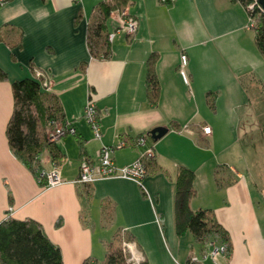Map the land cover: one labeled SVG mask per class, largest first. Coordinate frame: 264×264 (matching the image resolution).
Instances as JSON below:
<instances>
[{"label":"crops","instance_id":"0c3cea01","mask_svg":"<svg viewBox=\"0 0 264 264\" xmlns=\"http://www.w3.org/2000/svg\"><path fill=\"white\" fill-rule=\"evenodd\" d=\"M100 1L9 0L0 6V67L8 75L0 82V223L8 215L36 220L62 251L64 264H83L89 257L104 261L107 246L120 243L125 233L148 264H184L189 255L202 257L210 249L207 243L200 250L189 232L176 234L175 178L187 168L196 178L190 208L214 210L232 245L230 255L202 264H264V209L239 153L250 118L264 117L258 97L264 92V57L248 27L247 9L234 0H131L121 12L112 11L107 37L123 11L135 16L139 27L133 36L117 33L104 57L103 51L93 56L88 46ZM152 55L160 84L157 105L148 102L146 91ZM181 55L187 57L184 69ZM35 71L47 77L65 120L77 121L75 133L58 144L65 155L56 165L64 184L53 188L39 184L6 138L14 109L11 84L36 79ZM88 101L98 110L100 140L82 119ZM161 126L168 128L161 139L149 137L155 159L143 188L122 178L86 188L73 183L83 160L98 163L102 146L114 148L117 168L135 162L136 139ZM205 126L210 135L202 132ZM41 162L47 170L55 165L48 151ZM227 176L237 179L218 187L217 180Z\"/></svg>","mask_w":264,"mask_h":264},{"label":"trees","instance_id":"16d2710c","mask_svg":"<svg viewBox=\"0 0 264 264\" xmlns=\"http://www.w3.org/2000/svg\"><path fill=\"white\" fill-rule=\"evenodd\" d=\"M9 0H6L7 3ZM45 1V0H42ZM131 0H104L96 6L97 17L90 24L88 30V46L93 56L108 57L110 55L109 37H107V20L112 11L121 7H127ZM242 4L244 8L254 0H234ZM4 5V4H3ZM2 6V5H0ZM255 20L251 27L255 32V42L260 53L264 57V12L255 7L249 12ZM4 35L0 33V42L4 41ZM23 34H19L16 46L21 45ZM156 55L148 60V72L146 76V91L148 102L152 105L158 104L159 80L155 71ZM8 79L4 69L0 67V82ZM14 97L13 112L6 126V138L9 149L13 155L20 160L29 170L35 174L38 181L42 178L45 169L41 159L48 151L53 164L60 166L64 160V153L55 141H50L48 134L56 123H63V108L59 99L46 91L40 81L35 78L15 80L11 84ZM212 103L210 102V105ZM264 138V124L260 127ZM81 157H85V149L81 148ZM175 182V223L176 234L181 238L186 233H191L195 244L200 250H204L208 243L227 244L226 255H230L231 243L229 232L217 221L214 210L190 208V199L196 195L195 173L187 168H181L176 176ZM236 176H227L217 180L218 187L229 186L236 181ZM41 182V183H40ZM39 184L43 185L44 180ZM88 187V186H86ZM85 187V188H86ZM125 235V236H124ZM132 241L125 233L121 235ZM121 242H111L107 246L104 261L93 257L85 259L83 264H128V258ZM184 264L191 263V255ZM0 264H64L62 251L51 240H49L45 229L34 219L17 220L10 215L0 223ZM142 264H148L145 260Z\"/></svg>","mask_w":264,"mask_h":264},{"label":"built area","instance_id":"2783aa9c","mask_svg":"<svg viewBox=\"0 0 264 264\" xmlns=\"http://www.w3.org/2000/svg\"><path fill=\"white\" fill-rule=\"evenodd\" d=\"M5 1L6 0H0V5L5 4ZM161 1L167 3V1L169 0ZM256 6L260 8L258 0H254L252 4L246 7L248 11L249 20L248 27H252L255 24V20H253L249 12L253 11ZM122 14L123 17L119 21L118 27L113 31L112 34L108 36L110 42L113 41L117 33H126L128 36H133L139 27L138 19L135 16L128 14L127 11H123ZM181 56V67L184 69V65L187 62V57L185 55ZM34 74L36 76V79H38L41 85H43V87L46 89V91L49 92V81L45 74L40 71H35ZM181 74L185 78H187L183 70L181 71ZM83 118L85 119L89 127H91L94 138L100 140L102 138V133L96 104L92 103L91 101H88L86 103V107L82 115V119ZM74 122L77 121L65 120L63 123L53 127V129L50 130L48 134L49 140L59 143L63 135L67 133L73 135L75 133V128H73ZM202 132L205 134V136L210 135L211 127H203ZM124 145L125 143L123 141L118 144L117 147ZM135 146L140 150V155L138 159L135 162L129 164L128 166L118 168L116 167L112 159L114 148H111L109 146H102L100 148L101 151L98 163L95 164L88 159L83 160L79 167V175L73 183L86 187L97 182V180H103L108 178H122L129 181H134L140 188H143V181L144 178L147 176L149 170L148 165L151 163L152 160L155 159V148L152 144H149V135L146 134L139 135V137L135 141ZM41 180H44L43 187L46 188H53L64 184V178L62 177V174L60 173L56 165H53L52 169L50 170L44 169L42 171ZM13 210L14 208L10 207L9 214L12 213ZM121 247L127 255L128 264H142L145 262V258H143V255L136 247L134 241H130L126 237H124L121 242ZM209 247V250L204 251L202 253V257H198L192 254L190 262L200 263L210 258L213 260L214 263H217L220 257L226 255L228 249L227 244L217 245V243L214 242L211 243Z\"/></svg>","mask_w":264,"mask_h":264},{"label":"rangeland","instance_id":"374dc122","mask_svg":"<svg viewBox=\"0 0 264 264\" xmlns=\"http://www.w3.org/2000/svg\"><path fill=\"white\" fill-rule=\"evenodd\" d=\"M122 10L121 7L116 9V11L120 12ZM258 97L260 98L259 107L262 110V107H264V92L259 90ZM250 120L251 125L247 128V131H250L249 135L242 136L239 139L240 147L242 148V152L239 151V153L243 154L241 156L242 165L246 169L250 180L253 181L252 185L254 186L255 195L258 197L259 205L264 209V138L259 131V126L264 124V122H261L264 121V117L259 119L252 117ZM58 124L60 123H56L53 126L55 127Z\"/></svg>","mask_w":264,"mask_h":264},{"label":"water","instance_id":"95a60500","mask_svg":"<svg viewBox=\"0 0 264 264\" xmlns=\"http://www.w3.org/2000/svg\"><path fill=\"white\" fill-rule=\"evenodd\" d=\"M258 4L260 6V8H262V10L264 11V0H258ZM168 131V128L166 127H159V128H155L153 130H150V132L148 133L150 140L152 142H156L159 139L162 138V136H164V134Z\"/></svg>","mask_w":264,"mask_h":264}]
</instances>
